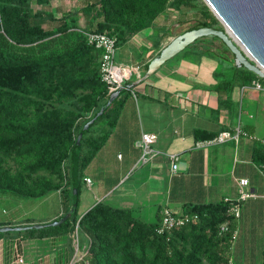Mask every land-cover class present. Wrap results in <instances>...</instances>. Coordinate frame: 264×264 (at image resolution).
<instances>
[{
  "label": "trees",
  "instance_id": "16d2710c",
  "mask_svg": "<svg viewBox=\"0 0 264 264\" xmlns=\"http://www.w3.org/2000/svg\"><path fill=\"white\" fill-rule=\"evenodd\" d=\"M52 1L0 0V193L42 199L58 192L63 216L72 205L76 152V210L59 225L15 233L67 234L72 254L76 237L84 253L72 264H236L229 255L235 232V216L230 210L233 201L187 207L183 213L197 217L164 232H158V221H144L129 209L105 201H98L82 215L77 210L82 170L112 131L124 97L133 87L132 79L125 81L128 88L76 144L83 124L117 94L101 79L100 49L88 43L83 31L114 37L119 47L152 26L168 9L192 11V24L178 32L165 29L153 39L157 51L164 39L167 43L194 27L222 28L220 21L198 0H78L77 9H62L58 16L33 7ZM181 52L195 58L211 55L230 60L234 75L246 82L264 81L241 66L215 36L198 38ZM253 159L264 171V145H256ZM224 223L227 228L220 231ZM261 256L259 264H264V244Z\"/></svg>",
  "mask_w": 264,
  "mask_h": 264
},
{
  "label": "crops",
  "instance_id": "0c3cea01",
  "mask_svg": "<svg viewBox=\"0 0 264 264\" xmlns=\"http://www.w3.org/2000/svg\"><path fill=\"white\" fill-rule=\"evenodd\" d=\"M170 11L117 47L116 62L138 70L130 78L133 87L124 97L112 131L82 170L78 214L105 201L129 209L144 221L159 223L165 208L182 213L193 205L235 200L238 181L246 178L244 189L254 195L240 202L229 255L236 264H259L264 244V171L254 161L253 151L256 145H264V89L252 87L255 79L246 82L234 75L230 60L182 52L137 81L158 51L153 39L170 29L165 21ZM237 129L242 132L237 141L213 140L221 131L233 134ZM143 132L157 135L153 147L159 151L144 162L137 144ZM168 154L175 155L173 162ZM55 194L58 206L49 215L38 220L1 215L0 226L57 219L65 210L58 192L34 202H47ZM15 232H0V264L74 262L67 234L39 237Z\"/></svg>",
  "mask_w": 264,
  "mask_h": 264
},
{
  "label": "water",
  "instance_id": "95a60500",
  "mask_svg": "<svg viewBox=\"0 0 264 264\" xmlns=\"http://www.w3.org/2000/svg\"><path fill=\"white\" fill-rule=\"evenodd\" d=\"M215 17L220 21L222 28L201 26L178 33L164 45L148 61L145 72L137 80H144L158 70L166 61L180 53L196 39L205 36L219 38L236 57L244 68L264 77V0H203ZM133 83V82H132ZM128 88L124 83L117 90V94L110 97L99 110L87 120L80 130L76 144L82 138L84 131L102 115L120 92ZM72 200L70 210L63 216L43 223L19 224L0 226V232L39 229L56 226L64 222L76 210L77 196V154H73L72 166Z\"/></svg>",
  "mask_w": 264,
  "mask_h": 264
},
{
  "label": "built area",
  "instance_id": "2783aa9c",
  "mask_svg": "<svg viewBox=\"0 0 264 264\" xmlns=\"http://www.w3.org/2000/svg\"><path fill=\"white\" fill-rule=\"evenodd\" d=\"M88 43L92 44L94 47L100 49V64H99V72L101 79L106 83L108 89L110 91H114L121 87L125 81L129 80L133 74V72H137L138 66L130 67L126 65L118 64L115 60L117 46L115 44L114 37H111L107 34L100 32H92V31H83ZM252 87L256 90L264 89V83L255 79L252 81ZM239 134L242 132L237 129L235 133H230L229 131H221L218 135L213 139L216 142H223L228 139H233L237 141ZM245 134V133H243ZM157 139V135L155 133H146L143 132L141 134L140 140L138 141V146L141 149V161H147L151 159L154 155L159 153L153 147ZM173 162L175 159L174 154H168ZM176 169V164L172 163L171 170L174 171ZM86 183H90V178H85ZM239 189L238 196L233 201L234 204L231 206L230 210L237 217L240 213V202L245 199L253 196L254 194L244 187L248 184V180L246 178H241L238 181ZM196 215H190L188 213H175L170 209H163L161 211V219L159 225L157 227L158 232H164L165 230H169L176 226H181L187 222H189L192 218H196ZM226 224H222L220 226V231L226 230ZM236 236V231L233 232V238Z\"/></svg>",
  "mask_w": 264,
  "mask_h": 264
},
{
  "label": "rangeland",
  "instance_id": "374dc122",
  "mask_svg": "<svg viewBox=\"0 0 264 264\" xmlns=\"http://www.w3.org/2000/svg\"><path fill=\"white\" fill-rule=\"evenodd\" d=\"M200 3L204 2L203 0H198ZM79 1L78 0H54L51 5H35L33 7L37 9H42L43 11H53L55 16L60 14L62 9L66 8H77ZM205 3V2H204ZM65 7V8H64ZM169 23L170 29L173 32H178L180 29L187 27V25L192 24L193 12L192 11H170L168 17L165 19ZM117 53V51H116ZM118 54L116 56V61L118 62ZM56 194L50 196L47 202H34L36 199L27 198L21 199L19 203L17 198L12 196H7L0 193V218L1 215L11 216L12 214L22 216L23 218H29L32 220H38L45 215H49L53 210L58 206ZM80 210V209H79ZM6 217V216H5ZM73 247V260L78 261L82 255L83 250L78 248L77 238L75 237L72 241ZM259 259V257H258Z\"/></svg>",
  "mask_w": 264,
  "mask_h": 264
}]
</instances>
